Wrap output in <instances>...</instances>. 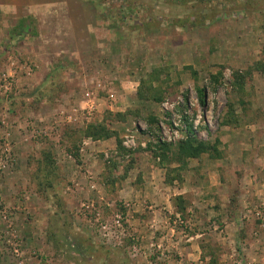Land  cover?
I'll use <instances>...</instances> for the list:
<instances>
[{
  "label": "rangeland",
  "instance_id": "374dc122",
  "mask_svg": "<svg viewBox=\"0 0 264 264\" xmlns=\"http://www.w3.org/2000/svg\"><path fill=\"white\" fill-rule=\"evenodd\" d=\"M55 1L0 13V264H264V73L233 74L264 61V0ZM155 69L165 98L141 100ZM190 124L220 154L179 171L149 144Z\"/></svg>",
  "mask_w": 264,
  "mask_h": 264
},
{
  "label": "trees",
  "instance_id": "16d2710c",
  "mask_svg": "<svg viewBox=\"0 0 264 264\" xmlns=\"http://www.w3.org/2000/svg\"><path fill=\"white\" fill-rule=\"evenodd\" d=\"M204 1V0H203ZM241 11L247 10L246 7L240 9ZM259 11H262L258 9ZM264 29V27H263ZM256 70H260L264 73V61L258 60L254 62V64L249 67L245 72L236 70L234 71V87H238L240 90H244L245 85L247 82L251 81L253 78V72ZM197 71H193V74L196 76ZM222 73L217 72L216 74H213L210 76V83L211 84H216L219 82L220 77ZM161 81V82H160ZM165 80L160 79V70L155 69L153 72L149 73L147 77L142 78L140 81V85L137 90V95L138 98L141 100H147V99H153L155 101H160L163 100L165 97L166 89H163V83ZM167 81V80H166ZM197 90L199 93L200 101L203 105L206 104V97H207V87L206 86H197ZM186 94V93H185ZM187 95V94H186ZM186 102L187 98L186 96L184 97ZM185 105V103H184ZM187 106V105H185ZM228 113H226L224 119H223V124L224 125H229L236 120L235 116V110L233 109V105L230 104L228 108ZM130 114V110L126 112H118L116 115L118 117H122L123 119H126L127 115ZM152 120H156L155 117L151 118ZM87 129V135L91 136L95 139H107L116 134L114 130H112L108 124L104 121L99 122L97 124H90L86 127ZM220 143L219 139L216 140L215 143L207 142L204 140H200L196 137L195 132L192 128V125H189V131H188V137L186 139H183L175 147L173 145L167 143V142H162V143H157L155 146H153L152 143L149 144L150 148H153V152L155 153L156 156H159L162 161L166 160L168 162L172 161H177L179 163V171L182 170L184 166H187V159L188 158H199L205 153H210L214 156V153L220 154L218 151V144ZM160 144V145H159ZM119 149L122 150V152H130L133 154V159L135 160V156H137L138 151H130L129 149L124 148L122 146V141H118ZM139 149V148H138ZM137 150V149H136ZM45 158L44 161L46 163H43V166H45L46 174H45V179L47 180L48 184L52 187V182L50 179H48V175L52 173L53 168H55V162L52 159L51 153L46 151L44 153ZM132 160V162H135ZM178 177V178H177ZM175 178L179 179L181 178L180 176L176 175H171L169 172L167 174V180L168 183L171 184L175 180ZM177 201V206L178 212H181V214H185L186 206L183 201V195H178L175 197V202ZM210 254L213 256L214 251L213 249H209ZM212 262H216V259L211 257Z\"/></svg>",
  "mask_w": 264,
  "mask_h": 264
},
{
  "label": "crops",
  "instance_id": "0c3cea01",
  "mask_svg": "<svg viewBox=\"0 0 264 264\" xmlns=\"http://www.w3.org/2000/svg\"><path fill=\"white\" fill-rule=\"evenodd\" d=\"M57 2L55 0H0V13L5 15L7 18V14H12L16 11H20L21 9H29L31 13L33 11L39 10L40 7L45 6L48 3ZM26 14L18 17L20 20H24L29 16H32L28 10L24 11ZM39 17V16H38ZM2 35V34H1Z\"/></svg>",
  "mask_w": 264,
  "mask_h": 264
},
{
  "label": "built area",
  "instance_id": "2783aa9c",
  "mask_svg": "<svg viewBox=\"0 0 264 264\" xmlns=\"http://www.w3.org/2000/svg\"><path fill=\"white\" fill-rule=\"evenodd\" d=\"M162 133H164L166 135L167 131L165 130V127H163V129H162ZM173 133H175V136L176 135H179V130L178 129L177 130H174ZM171 134H172V131H170V136L169 137H164L163 140L171 141L172 140ZM130 142L132 143V145H134L136 141H135L134 138L131 139V140L129 139V140H127L125 142V144L130 145Z\"/></svg>",
  "mask_w": 264,
  "mask_h": 264
}]
</instances>
